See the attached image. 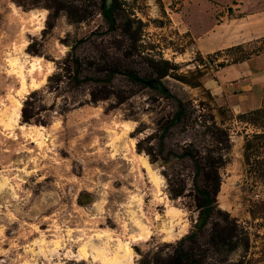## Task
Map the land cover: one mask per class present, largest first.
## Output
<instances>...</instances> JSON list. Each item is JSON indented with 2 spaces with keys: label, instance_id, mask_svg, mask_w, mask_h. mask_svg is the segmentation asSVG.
<instances>
[{
  "label": "rangeland",
  "instance_id": "rangeland-1",
  "mask_svg": "<svg viewBox=\"0 0 264 264\" xmlns=\"http://www.w3.org/2000/svg\"><path fill=\"white\" fill-rule=\"evenodd\" d=\"M261 55L264 0H0V264H264Z\"/></svg>",
  "mask_w": 264,
  "mask_h": 264
},
{
  "label": "bare ground",
  "instance_id": "bare-ground-1",
  "mask_svg": "<svg viewBox=\"0 0 264 264\" xmlns=\"http://www.w3.org/2000/svg\"><path fill=\"white\" fill-rule=\"evenodd\" d=\"M34 68H35V65L32 64V66L29 69V71H31V72L35 71ZM20 73H21V69H20ZM31 82H32V85H31L30 90L25 89L27 83H26L25 78L23 76L21 77V79H20V83H21L20 84V88L25 94H28L30 91H33V90L36 89L37 86H36V83L34 82V80H32ZM19 107H20V104L18 103V107L16 108V112H14L16 120L19 118V112H18ZM20 127H23V125H21ZM141 164H142V168L147 172V174L149 175L150 179L155 184H158L159 181H160V178L151 169L150 164L145 159H143L141 161ZM170 218H173V217H170ZM134 224H135L136 229L138 231V235L137 236H132V238L134 240H141L143 238H146L148 233H147L146 228L142 225V223H140L137 219H135L134 220ZM184 229L185 228H183V226H181L180 229H178V231H176V230H172L171 226H170L168 228H165L164 230L166 231L167 235H169L170 237H175L180 232L184 231ZM91 250H93V253L91 254L92 260L95 262L96 259H99L101 264H126V263L129 262L130 256H131V250H130L129 246L127 244H124V243L120 242V241L116 243V247L113 250V253H112V255L110 257L106 255V253L104 252L103 248H98V247L94 246V247L91 248ZM87 254H88V252L86 251V246H83L81 248V250H80V253H79V260H84L86 258V256H87Z\"/></svg>",
  "mask_w": 264,
  "mask_h": 264
},
{
  "label": "crops",
  "instance_id": "crops-1",
  "mask_svg": "<svg viewBox=\"0 0 264 264\" xmlns=\"http://www.w3.org/2000/svg\"><path fill=\"white\" fill-rule=\"evenodd\" d=\"M262 60H264V55L263 56L262 55L257 56L255 59H249L246 62H243V63L238 64V65H230V66H226L220 70H217L215 72L214 79H213L214 84H215L213 89H216L217 90L216 93H219V95H221L220 90H226V89L231 90V92H232L231 94H233V90H235L236 88H238L239 90H242V92H243L242 95H245L244 93H248V95H252L249 92L251 91V89H253V90H255V89L250 87V83L253 82L252 78L254 75H256V74H254L256 72L253 73V69ZM239 78H240V80H239L240 85L231 84V81L239 79ZM257 78L259 80L260 79L262 80V78L259 76ZM224 84H226V86H223ZM229 85H230V87H229ZM259 89H260V91L261 90L263 91L264 86L259 87ZM247 90H250V91H247ZM262 103H263L262 101L259 102L258 106L259 107L260 106L262 107V105L264 106V103L263 104ZM241 106H243L242 109H244L245 111L251 109V108L247 109L248 105H241Z\"/></svg>",
  "mask_w": 264,
  "mask_h": 264
},
{
  "label": "trees",
  "instance_id": "trees-1",
  "mask_svg": "<svg viewBox=\"0 0 264 264\" xmlns=\"http://www.w3.org/2000/svg\"><path fill=\"white\" fill-rule=\"evenodd\" d=\"M104 14L107 16L108 19H110V16H108V14H109V11H108V10L104 11V12H103V15H104ZM208 208H209V205H208Z\"/></svg>",
  "mask_w": 264,
  "mask_h": 264
}]
</instances>
